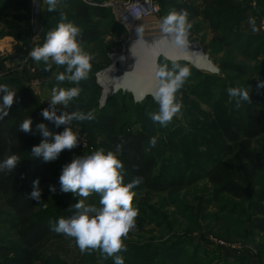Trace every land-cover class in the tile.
<instances>
[{
    "label": "rangeland",
    "instance_id": "rangeland-1",
    "mask_svg": "<svg viewBox=\"0 0 264 264\" xmlns=\"http://www.w3.org/2000/svg\"><path fill=\"white\" fill-rule=\"evenodd\" d=\"M127 1L101 0L106 3L103 8L107 17L102 19L101 26L108 62L102 60L101 50L82 44L84 51L92 54L94 59L89 78L75 85L67 81L58 84L56 81L55 75L64 71V67L53 64L52 70L46 72L43 61L35 62L28 56L33 47L40 45L46 33L60 23L46 11L45 0H0V79H10L12 90L29 87L42 110L49 107L53 87L79 86L82 89L80 95L69 102L66 110L95 113L92 121L74 120L70 125L75 133L86 135L89 150H64L54 161L49 182L42 187L48 196V212L56 215L54 202L62 192L59 177L64 165L75 157L90 155L101 148L105 152L111 151L100 138L99 117L103 111L115 112L119 118L128 120L131 130H144L160 142L155 148L160 171L168 169L172 176L180 175V162L183 165L193 163L226 175L251 194L248 199L234 198L220 192L207 179L194 181L191 175L186 178L188 183L192 181L191 184L165 191L148 190L140 183L132 190L135 192L133 206L139 210L136 227L124 240L127 251L119 253L124 261L139 264H264V233L251 228L252 206L264 184V170L257 171L251 167L232 145L228 123L233 116L236 99L227 92L228 88L238 86L255 90L257 80H264V72L260 73L264 70V65H261L264 13L258 4L260 0H213L208 4L196 0H154L160 6V13L154 18L158 25L173 5L191 8L188 11V21L192 24L190 44L195 43L219 69L218 73H211L179 60L181 66L190 68L191 74L176 94L183 107L167 127H161L150 119L148 113L159 108L152 97L135 102L128 92L118 91L110 95L107 91L111 78L106 82L99 79V73L113 64V54H121L124 59L132 55L135 58V42L132 41L137 38L130 40L129 28L117 21L115 9L111 6ZM67 2L59 0L57 9L67 10ZM249 17L255 18L259 31H252ZM10 22L24 24L28 37L9 39ZM154 22H148L150 29H144L140 37L144 43L148 37L162 35ZM259 47L262 51L257 53ZM150 50L149 46L142 49L143 56ZM166 56L164 53L156 55L157 65L167 63L171 68V60ZM116 67L119 71L122 62H118ZM241 71L246 76H240ZM63 110V106H57V115ZM41 122L49 129L51 122L44 120L42 115L35 116L34 132L36 124ZM52 125L57 132L64 129ZM34 136L36 141L42 137L39 132ZM251 148L264 161V135L254 139ZM30 153L31 150L23 163L29 162ZM122 174L125 184L132 182L124 169ZM49 185L55 187V192L49 190ZM68 194L74 204L84 199L86 205L100 206L98 194L93 193L87 198L71 192ZM2 219L0 216V238L9 239L11 232ZM52 254L65 258L71 264L114 263L111 257L101 260L99 250L81 253L74 238L65 235L49 241L36 264H43L44 259Z\"/></svg>",
    "mask_w": 264,
    "mask_h": 264
},
{
    "label": "clouds",
    "instance_id": "clouds-1",
    "mask_svg": "<svg viewBox=\"0 0 264 264\" xmlns=\"http://www.w3.org/2000/svg\"><path fill=\"white\" fill-rule=\"evenodd\" d=\"M47 12H54L57 9L59 0H45ZM189 13L186 10L177 11L175 8L169 10L159 22V29L162 33L161 44L165 49H171V68L168 64L157 65L151 70L153 87L151 95L158 104V111L149 112L148 115L153 123L161 127H167L173 118L181 111L182 102L177 100V92L183 87L191 70L187 66H181L179 60L187 57L189 48V31L192 24L188 21ZM61 22L58 26L46 33L42 45L32 48L28 53L35 62L43 61L44 71L52 70L53 64L64 67V71L55 75L56 81H65L79 85L81 81L89 78L92 69L91 61L94 56L84 51L78 37L81 35L79 27L72 22H65L67 17L61 13ZM249 24L253 32L259 31L256 27L254 17H249ZM138 36L136 44L143 45L140 39L144 33L143 25L136 27ZM257 91L264 88V80H257ZM82 89L79 86L64 88L53 87L49 107L41 112L44 120H47L60 128L64 125L62 132L53 133L44 123H37L36 132L43 137L38 145L31 149L35 158H41L43 162H52L59 158L64 150H71L79 143L78 134L70 125L75 121H92L95 119L94 111L84 113L82 111L68 112L66 109L69 102L80 95ZM228 95L236 99V107L239 108L241 101L251 103L249 88L230 87ZM0 120L9 115V111L16 102L17 92L7 84H0ZM57 106H63L65 110L57 115ZM33 121L25 118L19 125L18 131L25 134L35 135ZM51 137V141L49 140ZM152 146L156 144V138L149 140ZM123 144L118 143L114 151H107L103 148L92 152L90 155L75 157L64 165L59 177L61 191L71 192L75 196L87 198L93 193L98 194L99 207L86 205L84 199L78 200L70 209H75L73 215L68 218L60 217L52 225V230L63 234L66 237L74 238L81 253L99 250L101 260L113 258L114 264H125L124 257L119 255L127 251L124 240L136 227V218L139 210L133 206L136 188L141 178L136 177L132 182L125 184L122 169L124 163L119 159L117 153L122 154ZM20 163V158L13 153L0 161V172H10ZM39 178L33 181V190L29 198L41 201L42 189L39 187ZM49 190L55 192V187L49 185ZM45 207L48 205L45 204Z\"/></svg>",
    "mask_w": 264,
    "mask_h": 264
},
{
    "label": "trees",
    "instance_id": "trees-1",
    "mask_svg": "<svg viewBox=\"0 0 264 264\" xmlns=\"http://www.w3.org/2000/svg\"><path fill=\"white\" fill-rule=\"evenodd\" d=\"M196 1L208 4L213 0ZM94 2L101 3V0H94ZM66 4L67 10L56 9L51 12L52 17L61 22L60 17L63 13L67 17L65 22H72L80 28L81 35L78 39L81 44L95 46L102 51V60L108 62L103 46L104 34L101 26L102 19L107 17L104 8L84 0H68ZM258 4L264 13V0H260ZM172 8L177 11H191L190 7L179 4L173 5ZM197 9L198 7L195 10ZM8 27L9 36L17 40L28 37L27 27L22 23L10 22ZM45 38L41 39L40 45L44 43ZM260 51L262 47L257 49V53ZM262 59L261 65H264V54ZM262 72L264 70L260 73ZM240 76H246V73L241 71ZM10 82L12 81L8 78L0 79V84L10 86ZM14 91L17 92L16 102L12 105L9 115L0 120V161L15 153L19 156L20 163L10 172H0V216L3 217L2 220L5 219L4 223L12 236L9 239L0 238V264H36L46 244L63 236L53 231L52 225L60 217L68 218L74 214L75 209H70L74 201L68 193L61 192L54 202L55 216L48 212L49 206H44L48 204V196L42 187L49 182L54 161L43 162L41 158H35L30 153L29 162L23 163L33 144L38 145L43 137L36 141L34 135L18 131L19 125L25 118L34 120L39 107L36 96L29 87H19ZM250 95L251 103L241 101L239 108L236 107V102L233 103L234 113L230 116L228 126L232 145L239 155L255 170L263 171L264 161L251 146L254 139L264 135V89L251 90ZM99 127L102 131L100 138L111 151L115 150L118 143L123 144L122 154L117 153L124 163L123 169L132 180L140 177V183L148 190L165 191L183 187L192 183L186 180L187 176L191 175L194 181L199 178L207 179L220 192L234 198L248 199L251 196L248 190L230 181L226 175L205 167L195 166L193 163L183 165L180 162L181 166L178 167L181 169L180 175L172 176L168 169L160 171L159 155L155 149L160 142L156 140L155 146H152L149 143L152 137L146 131L131 130L128 120L119 118L115 112L103 111L99 117ZM49 130L57 133L52 123H50ZM49 140L51 141V137ZM184 169L189 170L184 172ZM37 178L40 181L39 187L42 189L39 203L29 198L33 190V181ZM251 228L264 233V184L258 190L252 206ZM43 264L71 263L65 258L52 254L44 259ZM125 264L139 263L125 262Z\"/></svg>",
    "mask_w": 264,
    "mask_h": 264
},
{
    "label": "water",
    "instance_id": "water-1",
    "mask_svg": "<svg viewBox=\"0 0 264 264\" xmlns=\"http://www.w3.org/2000/svg\"><path fill=\"white\" fill-rule=\"evenodd\" d=\"M192 44L194 46L187 53V57L180 60L188 62L197 69L218 73L219 69L212 63L208 56L195 43ZM155 66H157V59L152 63V66L151 64L150 66L147 65L148 68L146 70L140 68L136 71L132 68L130 71H125L113 77L110 83L111 94H115L118 91L128 92L135 102L152 97L151 89L153 87V80L151 79V70Z\"/></svg>",
    "mask_w": 264,
    "mask_h": 264
},
{
    "label": "built area",
    "instance_id": "built-area-1",
    "mask_svg": "<svg viewBox=\"0 0 264 264\" xmlns=\"http://www.w3.org/2000/svg\"><path fill=\"white\" fill-rule=\"evenodd\" d=\"M84 1L91 3L95 6H101V7L106 6L105 2L97 3L94 2V0H84ZM111 6H113V8L115 9L116 12L115 17L117 21L121 25L129 28L130 40H133L137 36L136 33L137 26L143 25L145 30L150 29L149 28L150 25H148L149 23L145 21L150 18L157 17L158 14L160 13V6L154 0H128L125 3L117 2L115 6L111 4ZM34 22H35V18H34ZM127 23H129V25ZM33 83L35 84V80ZM41 112L42 109H39L36 112V117H40ZM60 127L64 128L65 126L61 125ZM76 133L78 134L79 143L75 148H73V150H75L76 152L88 151L89 144L86 140V135L80 132H76Z\"/></svg>",
    "mask_w": 264,
    "mask_h": 264
},
{
    "label": "bare ground",
    "instance_id": "bare-ground-1",
    "mask_svg": "<svg viewBox=\"0 0 264 264\" xmlns=\"http://www.w3.org/2000/svg\"><path fill=\"white\" fill-rule=\"evenodd\" d=\"M154 21H155L154 18H150V19L146 20L145 22L150 23V22H154ZM127 24L129 25V23H127ZM153 25L159 26L156 23V21L154 22ZM159 37H161V38H159ZM136 38L138 39V36H136ZM162 38H163L162 35L153 36V37L151 36V37H148L149 40H145V43L143 45L135 43L134 52H133L135 55V58L132 55V56L124 59L125 57H122L121 54H113L112 55L113 64L110 67H108L107 69L103 70L101 73H99V79H101L103 82H106V81L110 80V78L112 79L113 77H115V76H117V75H119L125 71L132 70V68H133V70H136V71L139 70L140 68L146 70L148 68L147 65L150 66V64H151V66H152V63L156 60V55L161 54V53H164L165 55L171 57L172 55H174V53H172L171 49H165L163 47V45L160 42L162 40ZM137 39H134V41H132V42H136ZM146 46H149V48L151 50L149 51L148 54L143 56L142 49H144ZM193 46H194L193 44H189V48L187 49V53L191 51ZM118 62H122V67L119 69V71H118V68L116 67V64ZM103 78H106V79H103ZM110 83H111V80L108 84V91L107 92L109 94H111Z\"/></svg>",
    "mask_w": 264,
    "mask_h": 264
},
{
    "label": "crops",
    "instance_id": "crops-1",
    "mask_svg": "<svg viewBox=\"0 0 264 264\" xmlns=\"http://www.w3.org/2000/svg\"><path fill=\"white\" fill-rule=\"evenodd\" d=\"M55 20V19H54ZM56 22H57V20H55ZM9 39H13V37L12 36H10V38Z\"/></svg>",
    "mask_w": 264,
    "mask_h": 264
}]
</instances>
